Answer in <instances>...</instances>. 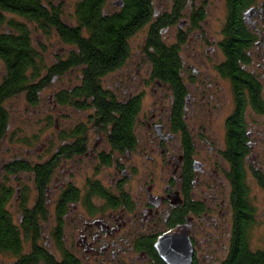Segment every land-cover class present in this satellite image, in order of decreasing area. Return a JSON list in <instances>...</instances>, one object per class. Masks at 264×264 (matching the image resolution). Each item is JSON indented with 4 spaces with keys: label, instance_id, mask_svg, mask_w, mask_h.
<instances>
[{
    "label": "flooded vegetation",
    "instance_id": "obj_1",
    "mask_svg": "<svg viewBox=\"0 0 264 264\" xmlns=\"http://www.w3.org/2000/svg\"><path fill=\"white\" fill-rule=\"evenodd\" d=\"M42 1L88 35L87 0ZM130 1L92 3L125 19L119 66L91 85L78 43L59 38L48 72H61L23 110L20 95L0 101V264H167L160 241L182 229L187 264H226L250 237L244 200L264 193V0Z\"/></svg>",
    "mask_w": 264,
    "mask_h": 264
},
{
    "label": "trees",
    "instance_id": "obj_2",
    "mask_svg": "<svg viewBox=\"0 0 264 264\" xmlns=\"http://www.w3.org/2000/svg\"><path fill=\"white\" fill-rule=\"evenodd\" d=\"M87 1L79 16L88 35L80 37L79 30L63 25L60 7L47 5L42 0H0V69L3 68L2 72L5 73L0 87V101L20 95L25 97V101L30 102L50 83L52 76L62 70L59 67L48 72L35 50L32 33L26 22L38 26L42 32L52 31L65 41L78 43L80 51L75 63L85 65L87 81L91 85H94V77L119 66V55L124 53L122 39L126 32L123 28L125 19L121 21L120 29L116 25L117 19L121 20L120 16L104 19L101 13H95L92 8L95 0ZM141 1L132 0L130 3L142 6ZM150 8L148 4L149 11ZM130 14L132 19L135 18L134 10ZM6 15L12 18H7ZM20 19L24 21L20 22ZM138 27H134L133 32ZM244 201L246 213L251 214L253 207L247 205L246 198ZM249 220L248 218V223ZM248 238L245 232L242 251L238 253L235 250L226 264H264V250L253 251Z\"/></svg>",
    "mask_w": 264,
    "mask_h": 264
},
{
    "label": "rangeland",
    "instance_id": "obj_3",
    "mask_svg": "<svg viewBox=\"0 0 264 264\" xmlns=\"http://www.w3.org/2000/svg\"><path fill=\"white\" fill-rule=\"evenodd\" d=\"M6 17L12 18L9 15H6ZM26 25L31 30L35 50L39 53L43 61V64L48 69V66L51 63H54V58L56 56L63 55L64 48L59 41V37H57V35L52 31L50 33L42 32L40 31L38 26H34L28 22H26ZM139 38H140V35H137L136 38H134V40L137 42ZM61 84H62V81H58L56 84V87L61 86ZM24 102H25V99L21 97L19 100V103H21L20 106L22 110L24 109V106H22ZM21 115H22V112H21ZM29 117L30 115L28 113L26 115H22L21 124L26 125V127H28ZM250 201H251L252 207L256 209L255 217L257 219L255 220V222L253 223L251 227V232H250V237H249L250 248L253 251L264 250V193L258 194V191L256 189H252L251 194H250Z\"/></svg>",
    "mask_w": 264,
    "mask_h": 264
},
{
    "label": "water",
    "instance_id": "obj_4",
    "mask_svg": "<svg viewBox=\"0 0 264 264\" xmlns=\"http://www.w3.org/2000/svg\"><path fill=\"white\" fill-rule=\"evenodd\" d=\"M160 254L167 264H187L192 258V248L185 229L173 232L160 241Z\"/></svg>",
    "mask_w": 264,
    "mask_h": 264
}]
</instances>
